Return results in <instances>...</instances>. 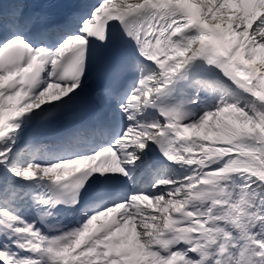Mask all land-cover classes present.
Returning <instances> with one entry per match:
<instances>
[{
  "label": "snow or ice",
  "instance_id": "obj_1",
  "mask_svg": "<svg viewBox=\"0 0 264 264\" xmlns=\"http://www.w3.org/2000/svg\"><path fill=\"white\" fill-rule=\"evenodd\" d=\"M0 264H264V0H0Z\"/></svg>",
  "mask_w": 264,
  "mask_h": 264
}]
</instances>
